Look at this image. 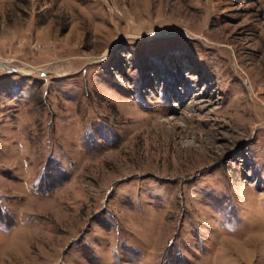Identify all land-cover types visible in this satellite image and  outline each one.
Returning <instances> with one entry per match:
<instances>
[{"label":"rangeland","instance_id":"374dc122","mask_svg":"<svg viewBox=\"0 0 264 264\" xmlns=\"http://www.w3.org/2000/svg\"><path fill=\"white\" fill-rule=\"evenodd\" d=\"M0 264H264V0H0Z\"/></svg>","mask_w":264,"mask_h":264}]
</instances>
